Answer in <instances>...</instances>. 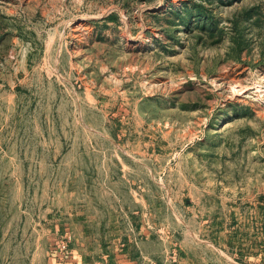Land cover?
<instances>
[{
	"label": "rangeland",
	"instance_id": "374dc122",
	"mask_svg": "<svg viewBox=\"0 0 264 264\" xmlns=\"http://www.w3.org/2000/svg\"><path fill=\"white\" fill-rule=\"evenodd\" d=\"M0 264H264V0H0Z\"/></svg>",
	"mask_w": 264,
	"mask_h": 264
}]
</instances>
